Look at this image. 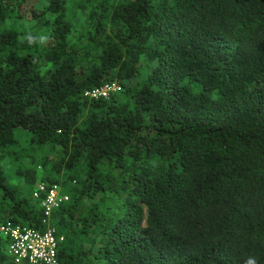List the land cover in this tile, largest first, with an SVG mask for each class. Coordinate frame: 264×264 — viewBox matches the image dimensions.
Instances as JSON below:
<instances>
[{"label":"trees","instance_id":"1","mask_svg":"<svg viewBox=\"0 0 264 264\" xmlns=\"http://www.w3.org/2000/svg\"><path fill=\"white\" fill-rule=\"evenodd\" d=\"M40 183L58 264H264V0H0V224Z\"/></svg>","mask_w":264,"mask_h":264},{"label":"built area","instance_id":"2","mask_svg":"<svg viewBox=\"0 0 264 264\" xmlns=\"http://www.w3.org/2000/svg\"><path fill=\"white\" fill-rule=\"evenodd\" d=\"M117 89L115 84L105 85L85 93L89 98L107 97ZM32 198L39 201L43 212V230L22 227L11 223L0 224V238L6 243L7 254L15 262L26 264H58L57 249L63 236H57L51 226V217L56 209L69 200L59 185L38 184L32 191Z\"/></svg>","mask_w":264,"mask_h":264},{"label":"clouds","instance_id":"3","mask_svg":"<svg viewBox=\"0 0 264 264\" xmlns=\"http://www.w3.org/2000/svg\"><path fill=\"white\" fill-rule=\"evenodd\" d=\"M246 264H256L254 258H249L247 261H246Z\"/></svg>","mask_w":264,"mask_h":264},{"label":"rangeland","instance_id":"4","mask_svg":"<svg viewBox=\"0 0 264 264\" xmlns=\"http://www.w3.org/2000/svg\"><path fill=\"white\" fill-rule=\"evenodd\" d=\"M36 6H37V7H40V5H39V4H37Z\"/></svg>","mask_w":264,"mask_h":264}]
</instances>
